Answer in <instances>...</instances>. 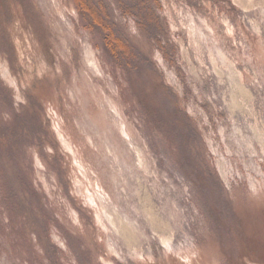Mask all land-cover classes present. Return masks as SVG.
I'll return each mask as SVG.
<instances>
[{"label":"rangeland","instance_id":"rangeland-1","mask_svg":"<svg viewBox=\"0 0 264 264\" xmlns=\"http://www.w3.org/2000/svg\"><path fill=\"white\" fill-rule=\"evenodd\" d=\"M106 2L125 70L0 0V264H264V0H148L169 59Z\"/></svg>","mask_w":264,"mask_h":264},{"label":"trees","instance_id":"trees-1","mask_svg":"<svg viewBox=\"0 0 264 264\" xmlns=\"http://www.w3.org/2000/svg\"><path fill=\"white\" fill-rule=\"evenodd\" d=\"M72 1L79 13L82 26L103 36L107 48L105 52L111 54L117 67L125 70L132 62L129 61L130 58L126 57L128 53L123 57L121 50L131 49L130 44L126 39L117 37V33L114 31L115 24L111 19L110 7L106 0ZM114 2L122 15L134 17L137 20L139 28L147 32L150 40L161 50L165 59H169L175 54L174 45L169 42L168 34L156 10L149 4L148 0H114ZM124 59H126L125 62H123ZM19 181L33 198H38L36 191L27 179L21 175ZM56 252L53 251L52 255L57 256ZM56 263L59 264L57 258Z\"/></svg>","mask_w":264,"mask_h":264}]
</instances>
